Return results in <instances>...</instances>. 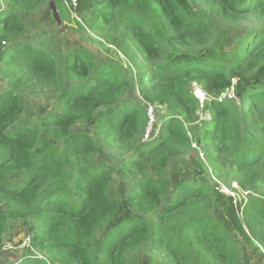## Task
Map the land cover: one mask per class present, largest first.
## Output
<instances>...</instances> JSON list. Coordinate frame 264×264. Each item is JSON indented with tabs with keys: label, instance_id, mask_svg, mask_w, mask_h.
<instances>
[{
	"label": "trees",
	"instance_id": "trees-1",
	"mask_svg": "<svg viewBox=\"0 0 264 264\" xmlns=\"http://www.w3.org/2000/svg\"><path fill=\"white\" fill-rule=\"evenodd\" d=\"M76 1L72 7L70 0H0L5 4L0 7V67L7 81L0 90V250L13 222L30 229L27 248L34 253L15 264H147L140 257L154 253L162 261L150 264H191L197 238L213 256L235 264L233 244L239 239L264 252V200L242 206L217 193L205 178L210 171L219 175L206 151L209 167L193 150L191 177L163 176L168 161L191 143H225L221 121L229 119L228 109L216 99L227 91L236 87L241 121L264 108L263 75L245 79L246 69L264 56V28L246 31L227 54L225 42L209 38L206 25L213 21L201 0ZM203 1L231 21L264 14V0ZM48 2L56 22L72 17L91 28L105 25L111 10L126 6L125 21L139 33L144 58L156 59V66L134 69L129 76L117 64L97 63L83 49L64 57L53 39L30 35L25 21L26 13ZM181 44L205 47V54L174 52ZM193 85L213 98L207 107L211 120L186 130L183 123H192L190 108L198 103ZM31 89L53 102L35 119L23 96ZM148 109L154 121L144 140ZM78 126L83 130L76 131ZM130 131L140 144L125 163L115 168L96 160L100 150L120 145ZM254 148L253 142L236 148L229 155L232 169L248 171L261 159ZM116 179L125 186L123 198L113 194ZM250 184L264 197L259 194L264 172ZM214 199L223 203L220 220L212 217ZM196 206L204 210L183 219ZM231 231L239 239H232Z\"/></svg>",
	"mask_w": 264,
	"mask_h": 264
},
{
	"label": "rangeland",
	"instance_id": "rangeland-1",
	"mask_svg": "<svg viewBox=\"0 0 264 264\" xmlns=\"http://www.w3.org/2000/svg\"><path fill=\"white\" fill-rule=\"evenodd\" d=\"M200 5L207 12L206 14L209 15V20L213 21L212 24L206 25L210 31L209 38L225 42L223 47L227 54L235 51L241 42L242 35L246 31H253L258 27L264 28V14L250 15L244 19L231 21L229 17L224 16L220 12L218 7L212 6L203 0H201ZM2 6H5V4L0 3V7ZM109 13L111 14L110 20L101 27L94 26L91 28L88 22H84L83 20L80 25H77L72 17L70 22L60 23L54 19L53 12L50 9V2H48L36 11L26 13L25 21L27 22L30 35L41 36L44 39H53L57 47L61 49L64 57L73 49H83L92 54L97 63L110 62L117 64L129 76H132L134 69L148 71L156 66V59L144 58L139 33L132 25L125 21L124 17L130 15L127 7L122 5L111 10ZM210 45L212 44L210 43ZM213 48L219 52L217 46H213ZM205 49V47H198L196 44H192L191 46L181 44L175 47L174 52L183 51L204 55ZM261 75H263L261 78L264 80V56L254 66L246 69L245 79L249 81L251 77H259ZM0 81V90L3 91L7 88V81L2 77L1 67ZM237 84L238 81L234 80V85L237 86ZM133 86L135 88L136 84L133 83ZM193 88L194 96L198 100V103L190 108L189 120L192 123L190 125L183 123L186 130L192 129L193 126L195 128L204 127L211 120L207 107L211 104L213 98L209 99L201 91V93H197L196 90H199V88L195 85H193ZM235 88L230 89L225 95L216 99L219 103L225 102L228 109L227 114L229 115V119L226 122L221 121V125L227 129L224 135L226 139L225 143L221 145H203L200 147L194 142L191 143V146L186 148L179 158H172L168 161L163 176L174 180L181 178L183 175L191 177L194 168L189 159L196 156L193 150L199 153V158L209 167L204 153L206 151L219 173L218 176H215L211 171L209 172L208 176L205 177L209 185L212 186L214 184L217 186V193H223L226 197H233L235 203H242V206H245L256 199L264 200V197L253 193L254 186L250 184L251 179L258 178L264 172V108L253 110L252 114L246 115L243 121H241L237 112L240 103ZM23 96L31 109L30 112L34 115V119L45 115L53 107L51 99L41 92H34L33 89L30 91L25 90ZM148 118V129L143 139L147 138L154 121V112L152 113L150 109H148ZM75 130L82 131L83 129L78 126ZM128 134L129 136L126 135L124 142L120 145H113L111 148L100 150L96 160L105 161L115 168L125 163L140 144L138 137L137 141H135L136 132L130 131ZM250 142L255 143L254 151L262 153L261 159L247 167L248 171L232 169L229 155L236 148L245 147ZM250 157L252 158V155ZM148 175H152L151 172H148ZM115 181L113 194L123 198L125 186L121 185L120 180L116 179ZM261 188L259 194L264 196V186L262 185ZM211 202L217 205L216 209L211 211L212 217L220 220L222 216L221 205L223 203L222 201H218L217 203L216 199ZM253 204L256 205L257 202L254 201ZM202 210H204L202 206L193 207L190 213L183 215V219ZM231 233L232 239H239L234 232L231 231ZM29 238V228L23 227L19 223L10 222L3 237L2 248L0 250V264H15L27 252L34 254L28 251L27 248ZM233 249L238 257L237 261L239 264H264V252L256 246L245 244L239 239L237 243L233 244ZM190 255L191 264H235V262L221 260L219 257L213 256L212 249L199 238L191 246ZM140 259L147 264L151 262L160 263L162 261L160 253L146 254L141 256Z\"/></svg>",
	"mask_w": 264,
	"mask_h": 264
},
{
	"label": "built area",
	"instance_id": "built-area-1",
	"mask_svg": "<svg viewBox=\"0 0 264 264\" xmlns=\"http://www.w3.org/2000/svg\"><path fill=\"white\" fill-rule=\"evenodd\" d=\"M70 3H71L72 7H76V5H77V1L76 0H70ZM0 84H1V81H0ZM196 91H197V93H201L200 90H196Z\"/></svg>",
	"mask_w": 264,
	"mask_h": 264
},
{
	"label": "water",
	"instance_id": "water-1",
	"mask_svg": "<svg viewBox=\"0 0 264 264\" xmlns=\"http://www.w3.org/2000/svg\"><path fill=\"white\" fill-rule=\"evenodd\" d=\"M52 11L55 13V9H54V7L52 6Z\"/></svg>",
	"mask_w": 264,
	"mask_h": 264
}]
</instances>
